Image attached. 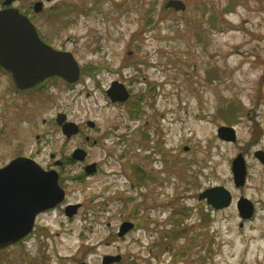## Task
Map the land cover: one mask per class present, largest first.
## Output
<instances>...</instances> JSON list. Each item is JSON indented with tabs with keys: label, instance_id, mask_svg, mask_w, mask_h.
I'll return each instance as SVG.
<instances>
[{
	"label": "rangeland",
	"instance_id": "1",
	"mask_svg": "<svg viewBox=\"0 0 264 264\" xmlns=\"http://www.w3.org/2000/svg\"><path fill=\"white\" fill-rule=\"evenodd\" d=\"M42 1L43 10L31 20L54 48L73 55L78 81L67 85L55 76L43 91L24 96L0 78V135L5 126V132L12 130L5 139L17 138L15 129L21 130L16 146V140L3 144L0 138V165L13 150L34 152L42 120L49 124L58 112L65 113V122L75 124L82 136L66 139L58 126L46 125L52 130L40 138L37 160L65 147L75 165L66 171L65 191L56 172L58 190L71 206L84 203L92 216L91 211H106L88 231L90 243H100L86 256L88 263L120 256L118 264H264V163L253 156L264 152V0H180L184 10L166 8L168 0ZM113 83L126 90L125 102L129 90L156 85L141 117L150 126L146 143L126 139L116 145L112 127L126 120L129 107L106 95ZM220 126L233 128L234 142L217 137ZM77 149L89 155L83 163L73 158ZM237 154L247 168L239 188L231 173ZM77 162L100 163L101 170L73 180L83 166ZM213 186L230 192L228 207L214 210L198 200ZM240 197L253 206L250 220L238 214ZM80 219L69 223L60 212L50 218L55 236L63 230L56 238L57 257L69 255L70 264L84 258L76 252ZM123 223L136 229L117 238ZM72 230L74 236H66ZM34 251L22 252L30 260L27 253ZM17 255L16 249L7 250L0 264H18ZM57 257L49 255L44 264H68Z\"/></svg>",
	"mask_w": 264,
	"mask_h": 264
},
{
	"label": "flooded vegetation",
	"instance_id": "2",
	"mask_svg": "<svg viewBox=\"0 0 264 264\" xmlns=\"http://www.w3.org/2000/svg\"><path fill=\"white\" fill-rule=\"evenodd\" d=\"M23 0H0V11L6 10V9H13L22 14L23 16L27 17L32 26L34 27L35 31L37 32L38 37L42 42L49 45L50 47L54 48L52 44L49 43V41L45 38L41 30L38 28L37 24L32 22L31 17L32 14H37L40 11L43 10V4L44 2L42 0H32L28 4H24L22 2ZM46 2H49L46 0ZM40 5H36V4ZM56 49V48H54ZM58 50V49H56ZM0 78H5L7 81V84H12L13 87L10 89L13 90L15 93H22L24 96H33L36 95L39 91H43L45 86L48 85V83L55 78V76L47 77L43 79L40 82H37L36 84L25 87L19 88L17 87L16 83L14 82L13 76L10 71L5 69L4 67L0 66ZM129 83H134L133 79L129 80ZM67 84V83H66ZM69 85V84H67ZM154 86L156 85H145V90L142 92V90L135 91L129 90V97L126 102L117 103L118 105L129 107L128 109V117L125 119L120 118L117 123H115L112 127L113 133L115 134L116 139V145H123L128 139L131 143H135L138 145H142L146 143L149 140V128L148 120L144 119L141 120V117L144 116L143 112V106L145 105V99L146 96L152 92V88L154 89ZM131 102V103H130ZM112 103V102H111ZM130 105V106H129ZM57 116L49 120V124H47V120H42V126L44 129L40 133L34 134V139L36 143V147L34 152L31 150L29 153L24 154L23 152H19V150H13L8 158V160L0 165V169L4 168L8 164H10L12 161L19 159V158H25L29 160L26 162L29 166L36 168V172H31L32 178H18L17 179V187L12 185H7L1 188L2 191V198L0 200V231H7V232H15V233H21L19 236H17L16 240L0 247V254L5 255L7 250L9 249H16L18 251L17 255V262L18 264H33L38 263V261L41 262V264H44L47 262V258L49 255H53L57 257V249H56V238H58V235L61 231V229H58L59 232H56V236L52 233V227L50 225V218L53 217V214H56L58 212L61 213V215L64 216V221H67L71 223L77 216H80V223H82V229L80 231L76 232V240L80 242V244L77 247L76 252L84 254V258L82 261H79V264H90L86 260V256L89 255V257L93 254V250L95 251V248H97L100 243H90L89 238V230H94L95 226L97 224V220L99 219L100 215L103 212H106L105 210H96L91 211L93 214L88 212L85 209L84 203H75L73 205L79 204V207L77 209H73L70 206L72 203L67 202L68 198L63 197V200L60 203H57L54 207H48L46 204L41 206L39 202L36 200L39 198V185H38V178L39 175V168L42 171H56L58 174V183L60 188L65 191V184L67 185L68 178L70 175L66 173L67 170L70 169L71 166L75 165V162L72 161V154L68 150H65V147L62 146L61 150L57 152V154H54L52 152L48 153L47 160L38 161V154H39V147L38 143L40 138H44L45 136H48L50 133L51 128H49L46 125L50 126H58L63 137L66 139H69L66 135L62 132V126L66 123V114L58 112L56 114ZM20 118L16 120V126H20ZM86 125L89 129L91 127L89 126L88 121L86 122ZM3 127V126H2ZM95 128V126H94ZM124 128H126L124 130ZM4 131L1 132L0 138L3 144H7L8 142H12V140H16V145L21 143V130L15 129V134L17 138H7L5 139V135L9 133L12 130H6V126L3 129ZM120 130L119 133H117ZM124 130V131H122ZM77 134H80L82 136L81 131L79 130ZM136 136V139L133 137ZM83 138L85 142L89 141V138L87 136ZM5 139V142H4ZM134 139V140H133ZM150 142V141H149ZM148 142V143H149ZM93 144H97L96 141H93ZM80 148V147H77ZM152 151H156L159 148L156 144L150 147ZM89 157L88 153L85 155L83 161L87 160ZM83 161H81L83 163ZM78 163V162H77ZM82 163H78L81 166ZM95 164L94 168H91L93 170L92 173H88L86 170L87 164H84L82 166V170L77 173L75 176H73L71 179H81L83 178H90L93 176H96L99 171L101 170V164L100 163H93ZM27 174V173H25ZM34 174V176H33ZM36 176V177H35ZM68 176V178H67ZM80 177V178H79ZM70 182V181H69ZM41 190L45 191L44 187H41ZM99 207H104L105 203L100 202ZM36 211V212H35ZM73 213V215H71ZM63 221V220H62ZM107 224V223H106ZM134 229L135 226H134ZM119 232V231H118ZM118 232L116 234L117 238L119 237ZM71 235H66L68 237L74 236V230L71 231ZM88 238V242H84V240ZM85 243H89L90 247H85ZM34 247V254L27 253V255H31L30 260L28 257L23 254V250L27 251L28 248ZM107 255V254H106ZM111 256V255H110ZM109 257V256H108ZM68 262L70 264V258L69 255L67 256H61L57 257L56 260L60 261L63 260ZM100 264H104V256H102L99 260ZM107 264H118V262H109Z\"/></svg>",
	"mask_w": 264,
	"mask_h": 264
},
{
	"label": "water",
	"instance_id": "3",
	"mask_svg": "<svg viewBox=\"0 0 264 264\" xmlns=\"http://www.w3.org/2000/svg\"><path fill=\"white\" fill-rule=\"evenodd\" d=\"M165 7L184 10L185 5L180 0H168ZM0 66L11 72L14 82L19 88L32 86L53 75L59 76L69 83L76 82L79 77L78 64L73 55L70 52L54 50L42 43L29 20L12 9L0 11ZM106 93L112 102H123L128 96L126 90L118 83H113ZM62 132L67 137H71L77 134L78 127L73 123H65L62 126ZM217 137L226 142H234L235 132L232 127L220 126L217 129ZM84 154L83 151L77 149L73 158L81 160ZM253 156L260 163H264L263 151L257 150ZM28 161L25 158H19L0 169V200L2 187L18 185L16 182L18 178H30L31 175L28 174L36 171V168L26 163ZM92 167L94 165L86 169L89 170ZM54 172L46 173L39 168L37 176L39 198L36 200L39 202L40 209L44 204L52 207L63 199V193L58 190L56 172ZM231 173L234 187H242L247 173L245 158L242 154H237L232 159ZM41 187H44L45 191L41 190ZM202 199L215 210L228 207L232 200L230 192L223 186L206 188L198 195V200ZM70 207L76 208L77 206ZM236 208L242 219H248L253 214V206L246 198L240 197L236 202ZM131 227L132 224L123 223L120 226L119 235L121 236ZM20 234V232L0 231V247L15 241ZM119 260L120 256H105L104 264Z\"/></svg>",
	"mask_w": 264,
	"mask_h": 264
},
{
	"label": "trees",
	"instance_id": "4",
	"mask_svg": "<svg viewBox=\"0 0 264 264\" xmlns=\"http://www.w3.org/2000/svg\"><path fill=\"white\" fill-rule=\"evenodd\" d=\"M225 110H226V109H225ZM225 110H224V111H225Z\"/></svg>",
	"mask_w": 264,
	"mask_h": 264
}]
</instances>
